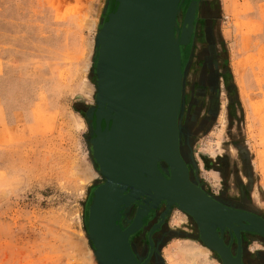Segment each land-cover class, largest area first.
Listing matches in <instances>:
<instances>
[{
  "label": "rangeland",
  "instance_id": "374dc122",
  "mask_svg": "<svg viewBox=\"0 0 264 264\" xmlns=\"http://www.w3.org/2000/svg\"><path fill=\"white\" fill-rule=\"evenodd\" d=\"M112 1L0 0V264H99L86 211L104 177L89 140L95 38ZM185 1L179 36L190 5L195 17L180 44L190 51L178 133L189 174L213 198L264 218V0ZM150 210L129 239L140 262L221 264L189 214L164 201ZM133 213L132 203L123 226ZM245 235L246 264H264V241Z\"/></svg>",
  "mask_w": 264,
  "mask_h": 264
},
{
  "label": "water",
  "instance_id": "95a60500",
  "mask_svg": "<svg viewBox=\"0 0 264 264\" xmlns=\"http://www.w3.org/2000/svg\"><path fill=\"white\" fill-rule=\"evenodd\" d=\"M180 3L114 0L96 34V107L91 112L94 136L89 141L104 181L92 191L86 227L99 264H143L129 237L161 201L166 210L175 205L194 219L200 240L217 253L221 264H243L240 230L264 237L263 217L228 207L207 194L190 180L180 155V44L188 41L195 17L190 5L179 36ZM161 161L168 167L167 177L158 166ZM141 195L146 198L123 226L122 211ZM166 210L151 227L150 242ZM224 228L237 238L235 254L223 240Z\"/></svg>",
  "mask_w": 264,
  "mask_h": 264
},
{
  "label": "flooded vegetation",
  "instance_id": "af4514ba",
  "mask_svg": "<svg viewBox=\"0 0 264 264\" xmlns=\"http://www.w3.org/2000/svg\"><path fill=\"white\" fill-rule=\"evenodd\" d=\"M185 2H186V1L184 0V2H183V4H182V6L185 5V8H184L183 10H182V6H181V10H182L183 12H185L186 5H187V3H185ZM180 51H181V68L183 69L184 64H185V62H186V60H187V58H188V54H189V51H190V45H189V47H188L187 52H184V50H183L182 48H181ZM93 119H94V117H93ZM104 125H105L104 120H102V122H101V126H102V128L104 127ZM178 128H179L180 132H181V131L183 132L184 129L181 127V125H180V127L178 126ZM178 136H179V133H178ZM182 146H183V143L180 141V137H179V152H180V155H181L182 159L184 160L186 166L189 167L188 164H187V162H186L185 157H184L183 154H182ZM158 166L160 167V163H159ZM163 174H164V173H163ZM164 175L167 177L166 174H164ZM189 178H190V180L192 181L190 174H189ZM196 185H198V184H196ZM198 186H199L202 190H204L200 185H198ZM204 191H205V190H204ZM205 192L207 193V191H205ZM207 194H208V193H207ZM216 200L219 201L220 203H222V204L228 206V207H231V208H234V209H238V210L247 211V212H251V213H255L253 210L248 209V208H246V207L229 205V204H227L226 202H223V201H221V200H218V199H216ZM137 203H139V202H135V203H133V205H134V213H135V210H136ZM162 210H163V209H162ZM152 212H153V210H150V211H149V214L152 213ZM134 213H133V215H134ZM255 214H257V213H255ZM257 215H258V214H257ZM259 216H260V215H259ZM164 218H166V215L164 216ZM145 224H146V218H143V225H145ZM163 224H164V222L162 223V225L160 226V228L163 226ZM143 225H142V226H143ZM160 228H159V229H156L154 232H152V236H151V238L153 239V241H155V238H153V234H154L155 232H159V231H160ZM232 232H233V231H232ZM226 233L228 234L227 231H226ZM233 233H234V232H233ZM239 234H240V246H241V260H242V263H243V264H246V259H245V257H244V239H245V236H246L245 234H250V235H252V238H254L255 240L258 239V240H260L261 242L264 241V237L261 236V235L254 234L253 232H246V231H243V230H240V231H239ZM234 235H235V234H234ZM256 236H257L258 238H257ZM222 237H223V240H224L225 244H226V245H229L231 251L233 252V254H235V253H236V250H237V247H238L237 238H236V237H233V240H232L231 244H229V242L225 239L224 235H223ZM130 238H131V236L129 237V239H130ZM157 240H158V239H157ZM153 251H154V249H152V252H153ZM150 258H151V256H150ZM250 263H253V262H250ZM253 264H255V263H253Z\"/></svg>",
  "mask_w": 264,
  "mask_h": 264
},
{
  "label": "trees",
  "instance_id": "16d2710c",
  "mask_svg": "<svg viewBox=\"0 0 264 264\" xmlns=\"http://www.w3.org/2000/svg\"><path fill=\"white\" fill-rule=\"evenodd\" d=\"M189 45H190V43H188V44L185 45V46H180V50H181V48H182V49L184 50V52H187Z\"/></svg>",
  "mask_w": 264,
  "mask_h": 264
},
{
  "label": "bare ground",
  "instance_id": "6f19581e",
  "mask_svg": "<svg viewBox=\"0 0 264 264\" xmlns=\"http://www.w3.org/2000/svg\"><path fill=\"white\" fill-rule=\"evenodd\" d=\"M177 19L180 20L181 19V10H179L178 14H177ZM134 216V215H133ZM189 246V245H188ZM193 248V247H192ZM192 250V249H191ZM189 255V254H186ZM191 256V255H190ZM190 258V257H189Z\"/></svg>",
  "mask_w": 264,
  "mask_h": 264
}]
</instances>
